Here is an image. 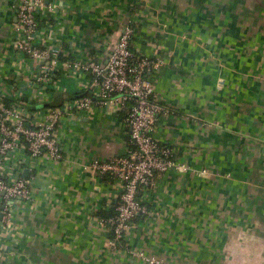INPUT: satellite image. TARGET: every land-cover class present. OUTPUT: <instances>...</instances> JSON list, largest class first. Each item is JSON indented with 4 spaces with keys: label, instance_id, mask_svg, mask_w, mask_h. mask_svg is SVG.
<instances>
[{
    "label": "crops",
    "instance_id": "0c3cea01",
    "mask_svg": "<svg viewBox=\"0 0 264 264\" xmlns=\"http://www.w3.org/2000/svg\"><path fill=\"white\" fill-rule=\"evenodd\" d=\"M69 1L56 12L61 59L105 60L130 21L132 51L158 62L155 98L171 112L154 138L189 171L157 175L139 195L147 213L113 246L99 220L115 214L119 186L86 167L125 155L124 115L96 104L64 118L62 161L14 152L27 160L32 198L0 231L2 264H145L131 250L166 264H264V0ZM16 10L17 0H0V106L30 102L36 121L86 83L58 71L36 84L42 64L14 47Z\"/></svg>",
    "mask_w": 264,
    "mask_h": 264
},
{
    "label": "built area",
    "instance_id": "2783aa9c",
    "mask_svg": "<svg viewBox=\"0 0 264 264\" xmlns=\"http://www.w3.org/2000/svg\"><path fill=\"white\" fill-rule=\"evenodd\" d=\"M68 7L69 0H17V22L12 28L14 47L29 61L42 64L44 71L39 70L34 76L36 84L42 80L48 86L56 72L74 71L84 76L87 95L60 108H47V113L36 121L31 120L39 109L30 102L0 106V231L32 198V180L23 176L27 160L15 159L14 152L24 148L30 163L42 156L62 161L55 134L62 120L88 111L93 105L110 104L124 115L127 151L107 161H93L86 169L93 175H109L119 186L116 216L99 220L111 231V244L115 246L124 238L129 224L147 213L145 200L139 195H149L154 178L172 171L185 173L189 167L175 157L173 147L161 145L154 138L159 117L171 112L155 98L151 76L158 62L140 59L132 51V23L123 26L118 42L105 60H63L58 43L65 40V33L56 12H66ZM1 250L0 245V254ZM129 254L145 264H166L140 250H131Z\"/></svg>",
    "mask_w": 264,
    "mask_h": 264
},
{
    "label": "water",
    "instance_id": "95a60500",
    "mask_svg": "<svg viewBox=\"0 0 264 264\" xmlns=\"http://www.w3.org/2000/svg\"><path fill=\"white\" fill-rule=\"evenodd\" d=\"M87 95V93H85L83 96L85 97ZM28 175V171L27 170H25L24 172H23V176H27ZM0 219H1V215H0Z\"/></svg>",
    "mask_w": 264,
    "mask_h": 264
},
{
    "label": "trees",
    "instance_id": "16d2710c",
    "mask_svg": "<svg viewBox=\"0 0 264 264\" xmlns=\"http://www.w3.org/2000/svg\"><path fill=\"white\" fill-rule=\"evenodd\" d=\"M116 216V212H115V214L114 215H112V217H110V218H114ZM109 217L108 218H104V219H110Z\"/></svg>",
    "mask_w": 264,
    "mask_h": 264
}]
</instances>
